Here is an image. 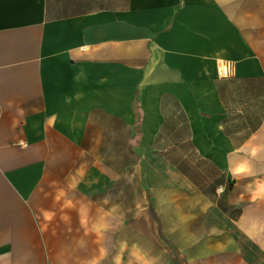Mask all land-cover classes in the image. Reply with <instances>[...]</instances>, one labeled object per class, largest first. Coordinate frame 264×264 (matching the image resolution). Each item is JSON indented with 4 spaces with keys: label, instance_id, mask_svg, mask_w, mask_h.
<instances>
[{
    "label": "crops",
    "instance_id": "0c3cea01",
    "mask_svg": "<svg viewBox=\"0 0 264 264\" xmlns=\"http://www.w3.org/2000/svg\"><path fill=\"white\" fill-rule=\"evenodd\" d=\"M0 264H264V0H0Z\"/></svg>",
    "mask_w": 264,
    "mask_h": 264
},
{
    "label": "built area",
    "instance_id": "2783aa9c",
    "mask_svg": "<svg viewBox=\"0 0 264 264\" xmlns=\"http://www.w3.org/2000/svg\"><path fill=\"white\" fill-rule=\"evenodd\" d=\"M226 73V72H225ZM225 191L224 188H219V193H223Z\"/></svg>",
    "mask_w": 264,
    "mask_h": 264
}]
</instances>
